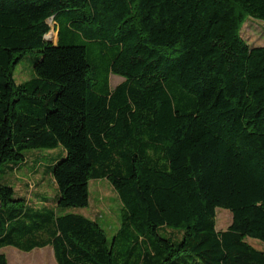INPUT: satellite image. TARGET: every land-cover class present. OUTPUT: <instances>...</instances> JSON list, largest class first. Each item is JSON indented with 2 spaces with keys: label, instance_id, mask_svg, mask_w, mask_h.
<instances>
[{
  "label": "trees",
  "instance_id": "trees-1",
  "mask_svg": "<svg viewBox=\"0 0 264 264\" xmlns=\"http://www.w3.org/2000/svg\"><path fill=\"white\" fill-rule=\"evenodd\" d=\"M249 17L264 22V0H0V179L30 151L65 150L50 165L55 206L0 180V264L7 246H52L58 264H264L247 241L264 242V46L243 38ZM100 179L122 202L111 242L68 212Z\"/></svg>",
  "mask_w": 264,
  "mask_h": 264
},
{
  "label": "rangeland",
  "instance_id": "rangeland-1",
  "mask_svg": "<svg viewBox=\"0 0 264 264\" xmlns=\"http://www.w3.org/2000/svg\"><path fill=\"white\" fill-rule=\"evenodd\" d=\"M242 36L253 46H264V22L249 17L243 28ZM48 40L56 43L58 34L52 27L47 35ZM90 57L96 56L100 69L99 77L103 79V68L106 65L104 57L100 56L98 48H89ZM39 54L26 55L15 68V79L17 83L25 82L34 75L33 66ZM89 57V58H90ZM111 87H115L124 78L117 74L110 77ZM65 157V150L62 146L56 149H41L27 153V164L17 171L11 170L6 174L2 182L11 185L16 190V197H25L28 204L34 207L55 206L57 185L50 171V165ZM5 169V166H2ZM48 199L47 201L44 199ZM63 212V211H62ZM68 212L83 214L91 219L98 220V223L105 229L108 240L111 242L113 236L120 227L122 219V202L118 193L107 179L92 180L90 182V205L84 208H70ZM232 223V212L228 209L218 208L216 213V229L226 230ZM165 237L181 240L183 231L178 228L165 227L160 230ZM247 241L258 250L264 251V242L259 239L248 238ZM9 261V264H58L52 246L36 248L32 251H23L13 246L1 249ZM191 261L192 257H186Z\"/></svg>",
  "mask_w": 264,
  "mask_h": 264
}]
</instances>
